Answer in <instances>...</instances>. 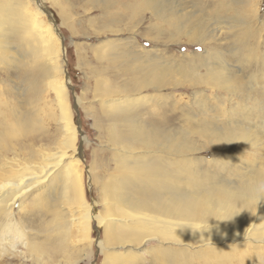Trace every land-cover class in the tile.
Listing matches in <instances>:
<instances>
[{
  "label": "bare ground",
  "instance_id": "1",
  "mask_svg": "<svg viewBox=\"0 0 264 264\" xmlns=\"http://www.w3.org/2000/svg\"><path fill=\"white\" fill-rule=\"evenodd\" d=\"M39 1L0 0V258L79 264L88 255L92 230L102 231L96 247L103 264H144L143 248L153 242L160 245L150 252L154 258L173 264L184 256L208 253L207 246L264 245V161L243 163L234 170L236 160H225L217 172L203 174L196 162L183 158L198 151L188 134L147 122L141 107L144 101L138 103L136 98L149 88L160 92L173 84V75L197 89L224 90L231 100L220 102L221 107L206 108L204 103L210 99L205 92L194 104L201 137L211 148L252 147L260 153L264 16L259 1H79L86 13L99 9L108 29H119L120 24L137 28L148 13L150 21L156 22L149 30L162 35L166 26L171 42L183 36L188 44L202 46L207 39L230 32L237 46L229 52L238 56L234 62L232 56L227 60L221 56L224 64L210 55H197L186 67L175 68L142 52L137 33L131 34L135 41L130 43L93 49L102 68L112 64L130 81L108 84L95 77L97 105L90 106V112L112 156L95 153L97 159L89 170L97 169L99 159L103 172L95 177L100 202L92 203L84 184L81 130L70 103L66 49L46 19L44 0ZM50 1L61 9L63 24L75 17L76 5L70 0ZM197 7H208L209 18ZM234 63L243 69L239 82H235ZM236 96L241 98L236 107H228ZM85 100L78 98L77 106ZM152 151L182 159L173 164L162 157L166 155L140 153ZM192 164L199 172L189 167Z\"/></svg>",
  "mask_w": 264,
  "mask_h": 264
},
{
  "label": "rangeland",
  "instance_id": "2",
  "mask_svg": "<svg viewBox=\"0 0 264 264\" xmlns=\"http://www.w3.org/2000/svg\"><path fill=\"white\" fill-rule=\"evenodd\" d=\"M33 1L36 4L38 2L41 4L39 0ZM79 1L80 0H70V2L76 5L75 17L70 21L65 20V24L62 23V11L59 9V6L54 5L50 0H44L43 5L49 12L46 18L47 21L53 23V27L59 32L57 35L60 36L61 43L66 49L65 69L71 88L70 103L74 120L81 130L80 145L84 160V184L87 199L92 203L94 201L100 202V189H98L95 182V177L102 174L103 161L97 160L96 170H89V168L94 163V160L97 159V153L100 152L101 156H112V151L107 147L106 140L100 139L98 129L94 126L93 117L90 112V106L95 107L97 105V103L93 101L95 77L98 76L105 79L108 84L117 83L122 85L125 81H130V77L125 76L122 72L114 68L112 64L106 63L102 68V63L92 52L93 49L104 44L107 46H119L120 43L126 44L137 40L136 42L138 45L143 48L142 52L146 51L149 54L152 53L158 57L159 61H162V64L175 68L186 67L189 65L192 56L197 55H210L214 62L219 63L223 62L220 59L221 56L224 60L232 56L233 62L236 61L238 56H236V54L231 55L229 52L235 50L233 46H237L230 32L217 36L213 41H209L206 38V45L202 46L198 43L188 44V40L183 36L171 42L168 39L169 35L165 34L168 29L166 26L163 27L164 32H162V35H156L154 34L155 32L149 30L156 22L150 21L151 16L148 13H144L145 18L141 24L136 22L139 17L133 21L134 24H138L137 28H133L128 24H120L119 29H108L107 23L101 21L103 15L99 9L90 8V12L86 13L80 7ZM258 1L259 6H261L260 14L264 16V0ZM211 4L212 3H209V6H211ZM255 4H257V0ZM31 7L34 6L31 5ZM196 9H199V12L203 10V14L206 18H209L208 11H206V9H209L208 7H203L202 9L197 7ZM253 10L255 11V6ZM120 13L121 11L118 12V14ZM235 17L238 18V16ZM221 24L222 20L220 25ZM131 30H134V32ZM147 32L151 33L146 36ZM133 33H137L143 37L136 36V39L132 40L134 36L131 34ZM139 46L136 45V47ZM232 47L233 49H231ZM137 51L138 54L141 53V51ZM228 63L231 64L232 62L229 60ZM196 64L201 66V62L199 63V61ZM240 65L239 63H234L236 69H234L233 72L237 77L235 78V82H239L241 78L243 69H241L242 67ZM91 72H93L94 79L92 78ZM202 73L204 72L202 71ZM179 78L180 76L173 75V84L163 88L160 92L155 91L153 88H149L136 98H139L138 103L144 101L141 107L145 113L144 119L147 122L159 126L162 130L173 133L185 132L188 134V140L193 143L198 151L194 155L183 156V158L196 162L195 164L200 166L199 168L203 174H213L217 172L222 162L225 160H236L234 162V170L240 168L243 163L251 165L254 162L264 161L262 160L264 159V136L260 139L262 145L260 147L262 149L260 153L252 151V147H243L242 150H236L239 149V147L228 150L211 148L210 145L207 144L206 139L201 137V132L198 130L200 124L197 122L196 118L193 117L195 113L199 115L195 112L198 107L193 108L194 104L203 95V92H205L207 98L210 99L209 102L204 103L206 108L212 105H219L221 107L220 102L230 101L231 98L224 90H216L209 86H203L197 89L196 86L193 87L189 85L188 82H185V84L179 82ZM49 96V101H51L53 95L51 94ZM82 97L87 100H85L82 105L77 106V99ZM218 98L220 100H218ZM239 100H241L240 97H233V103L229 104L228 107H236ZM151 112L153 114H151ZM83 138H87L86 143L82 142ZM140 153H142V155L148 154L152 157L166 155V152L162 151ZM162 157L170 159L173 164H179L177 161L182 159L181 155H166ZM108 161L111 167L114 168L115 162L113 159L109 158ZM195 164L189 167L192 168ZM193 171L199 172L198 168L195 166ZM29 211L31 212V209H29ZM224 232L229 233L230 231L225 230ZM91 238L92 244L87 250L88 255L84 260L80 261L79 264H103L104 257L98 252L96 247L99 243V239L103 238L102 231L92 230ZM158 244V242H153L151 245L143 248L145 250L144 254L146 255L144 264H173L171 261L168 263V259L163 258L160 260L159 257L154 258V253H150L160 247ZM207 247L210 248L208 253L200 256L194 253L192 255L194 257L190 255H188L189 257L184 256L177 261V264H264V245L254 247L249 243H244L242 245L229 244L224 247ZM25 261L27 260L23 259L21 256H19V258L8 256L0 258V264H35L31 261L28 263ZM49 264H52L51 259L49 260Z\"/></svg>",
  "mask_w": 264,
  "mask_h": 264
}]
</instances>
